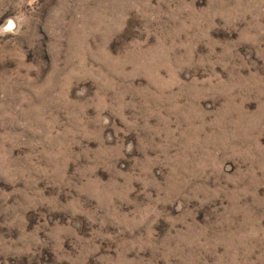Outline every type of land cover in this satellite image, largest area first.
<instances>
[{
	"label": "rangeland",
	"instance_id": "obj_1",
	"mask_svg": "<svg viewBox=\"0 0 264 264\" xmlns=\"http://www.w3.org/2000/svg\"><path fill=\"white\" fill-rule=\"evenodd\" d=\"M0 264H264V0H0Z\"/></svg>",
	"mask_w": 264,
	"mask_h": 264
}]
</instances>
